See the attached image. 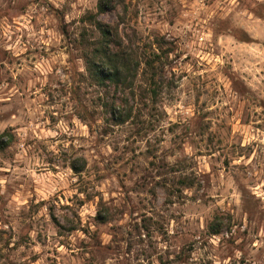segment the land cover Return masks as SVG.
Here are the masks:
<instances>
[{
    "label": "rangeland",
    "instance_id": "rangeland-1",
    "mask_svg": "<svg viewBox=\"0 0 264 264\" xmlns=\"http://www.w3.org/2000/svg\"><path fill=\"white\" fill-rule=\"evenodd\" d=\"M115 1L118 89L98 0H0V264H264V0Z\"/></svg>",
    "mask_w": 264,
    "mask_h": 264
},
{
    "label": "trees",
    "instance_id": "trees-1",
    "mask_svg": "<svg viewBox=\"0 0 264 264\" xmlns=\"http://www.w3.org/2000/svg\"><path fill=\"white\" fill-rule=\"evenodd\" d=\"M116 6L115 0H98L96 13L85 15L81 22L90 24L97 33L90 43L91 50L84 57L89 77L95 85L118 89L128 82L129 79L124 74L134 71L137 62L136 59H131V46L124 45L117 29L98 19L99 15L115 10ZM5 135L6 133L0 135V150L9 143L4 141Z\"/></svg>",
    "mask_w": 264,
    "mask_h": 264
}]
</instances>
